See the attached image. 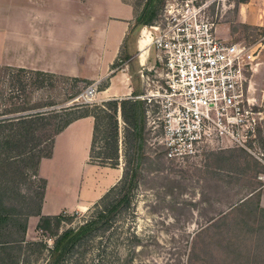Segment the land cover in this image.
<instances>
[{
    "label": "rangeland",
    "instance_id": "rangeland-1",
    "mask_svg": "<svg viewBox=\"0 0 264 264\" xmlns=\"http://www.w3.org/2000/svg\"><path fill=\"white\" fill-rule=\"evenodd\" d=\"M126 1L136 9L135 24L140 30L150 26L139 23L147 8L146 19L155 14V24L167 10L171 12L168 16L181 18L189 9L201 7V16L215 22L220 38L247 44L256 50L257 61L264 59V0L245 4L236 0ZM248 79L250 96L264 108L258 67L254 74H248ZM92 84L0 69V123L44 116L39 124L46 126L34 132L36 142L40 141L37 156L50 152L56 133L65 125L91 114L97 117L92 162L116 157L117 153L118 167L123 174L129 171L123 185L104 202L85 211L64 212L62 222L51 221L50 229L41 218L39 223L33 221L25 237L32 245L16 252L20 258L16 264H53L50 249L56 239L90 222L95 224L84 233L82 242L74 243L73 250L57 264L258 263L257 252L264 250V209L259 204L263 163L239 148L216 149L185 161L167 159L166 151L157 143L160 132L155 129L153 109L147 115L143 105V132L138 136L125 123L120 109L98 97L103 83L98 84L95 97L85 96ZM5 126L0 141L19 132L18 126ZM260 147L264 153L263 135ZM137 152L141 164L134 171ZM32 161H16L13 170L0 171V191L4 187L17 188L15 196L5 200L6 206L21 205L17 194L31 196L34 206L39 203L43 181L34 176L36 160ZM6 171L10 172L8 177ZM11 231L4 232L0 240L17 237Z\"/></svg>",
    "mask_w": 264,
    "mask_h": 264
},
{
    "label": "crops",
    "instance_id": "crops-1",
    "mask_svg": "<svg viewBox=\"0 0 264 264\" xmlns=\"http://www.w3.org/2000/svg\"><path fill=\"white\" fill-rule=\"evenodd\" d=\"M136 15L126 0H0V69L103 83L100 100L137 101L154 50ZM258 77L264 104V59ZM95 126L93 116L74 119L55 135L50 157L40 160L42 216L85 211L121 181L119 167L91 161ZM259 204L264 209V185ZM39 219H29L27 235ZM257 253L256 264H264V250Z\"/></svg>",
    "mask_w": 264,
    "mask_h": 264
},
{
    "label": "built area",
    "instance_id": "built-area-1",
    "mask_svg": "<svg viewBox=\"0 0 264 264\" xmlns=\"http://www.w3.org/2000/svg\"><path fill=\"white\" fill-rule=\"evenodd\" d=\"M170 13L142 30L154 63L142 74L145 92L134 99L144 102L147 115L153 109L157 143L166 158L185 161L239 148L263 160L264 108L250 96L251 85L246 88L248 74L259 66L256 50L220 38L201 7L181 18ZM98 84L87 87V98L97 95Z\"/></svg>",
    "mask_w": 264,
    "mask_h": 264
},
{
    "label": "trees",
    "instance_id": "trees-1",
    "mask_svg": "<svg viewBox=\"0 0 264 264\" xmlns=\"http://www.w3.org/2000/svg\"><path fill=\"white\" fill-rule=\"evenodd\" d=\"M249 0H236L239 4H245ZM149 7V6H148ZM148 8L144 11V14L140 16L139 23H144L145 25H152L154 23V19L156 18L155 14H151L150 18L146 19L145 14L147 13ZM146 19V20H145ZM144 21V22H143ZM40 76H45L44 74L38 73ZM109 106L116 107V109H120L122 117L128 127L138 136L143 132V116H144V102L142 101H133V100H111L108 103ZM86 116H93L96 120L95 126V134L94 140L92 145V152H91V161L94 159V143L96 139V131H97V117L95 115H86ZM44 116H29L28 118L19 119L17 122L7 121L0 123V137L1 131L3 128L10 126H18L19 132L12 135V133L5 138H2L0 141V155H3V159L0 158V171L2 169L8 168V170H13V165L16 161L22 162H30L36 160L35 164V172L34 176H38V165L40 160L43 157H50L52 148L49 153L44 156H37V148L40 145V141L36 142V137L34 136V132L40 129L41 127H45V124L40 125L39 123L44 120ZM17 123V124H14ZM71 123V122H70ZM69 124V123H68ZM67 124V125H68ZM67 125H65L62 129H60L56 134L62 131ZM13 130H10L12 132ZM140 139V138H139ZM141 141V139H140ZM35 142V143H34ZM53 145V141H52ZM114 156L116 157H103L100 158V162H97L103 166H110L112 168H117L119 164L117 163L118 154L116 153ZM106 160L114 161L113 164H106L103 163ZM32 161V162H33ZM141 164V159L139 157V153L137 152L135 157V162L133 164V170L136 171L137 168ZM34 167V166H33ZM4 174L8 177L10 172L6 171ZM129 176V171L124 172L123 177L118 185L113 187L107 194L104 196L99 203L104 202L105 200L109 199L117 190L118 188L123 185L124 181ZM43 181V186L41 188L40 193V201L39 203L34 206V199L31 196H22V194H17V196L22 200V203L19 207L14 206H6L5 200L15 196V189L14 187H4L2 191H0V237L3 236V233L7 230H12L14 235L17 237L11 238L10 240H0V264H16L19 261V256L16 252H22L25 247L30 246L32 244L28 243L25 239L28 230V222L32 216H38L41 218L43 223L47 226L48 229L51 228V221L55 220L58 223L62 222L64 214H60L58 216H42L41 215V205L42 199L44 195V190L46 187V182ZM35 196L36 193H35ZM95 223L90 222L85 226H82L78 231L69 230L63 233L60 237H58L55 241V246L50 249V260L53 261V264H57L59 259H61L65 254L68 255L71 250L74 248V243L77 241L80 243L83 240L84 233L91 228ZM18 234L20 236H18ZM79 243V244H80ZM39 246L46 247V244L37 243ZM74 244V245H73ZM71 246H73L71 248ZM65 255V256H66Z\"/></svg>",
    "mask_w": 264,
    "mask_h": 264
}]
</instances>
